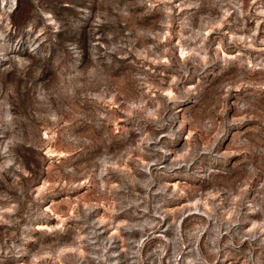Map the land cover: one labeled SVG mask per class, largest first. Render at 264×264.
I'll list each match as a JSON object with an SVG mask.
<instances>
[{
  "label": "rangeland",
  "instance_id": "obj_1",
  "mask_svg": "<svg viewBox=\"0 0 264 264\" xmlns=\"http://www.w3.org/2000/svg\"><path fill=\"white\" fill-rule=\"evenodd\" d=\"M260 149L264 0H0V264H264Z\"/></svg>",
  "mask_w": 264,
  "mask_h": 264
},
{
  "label": "clouds",
  "instance_id": "obj_2",
  "mask_svg": "<svg viewBox=\"0 0 264 264\" xmlns=\"http://www.w3.org/2000/svg\"><path fill=\"white\" fill-rule=\"evenodd\" d=\"M196 99H188L187 103L175 105L174 109L181 111L182 114L184 110H188L189 115H194L201 109V104L195 102ZM172 115H174V112ZM231 115L230 111L224 110L212 114L210 118L216 121V126L205 130L203 134H199V129L190 131L189 127H184L183 131H181V128L177 127L175 141L168 145L169 148L178 153L177 156L170 157L174 165H179L180 163L188 165L192 168L194 175L199 173L210 175L213 169L224 165L225 154L222 150L232 142L233 136L237 131L234 122L230 119ZM158 119L164 120V117L160 116ZM168 119L173 125H180L181 123L179 118L172 120L171 115ZM240 119L243 120L246 117H240ZM181 137L188 139L189 143L185 144V140ZM181 149L183 152L180 151ZM260 152L264 153V149H260ZM234 163V160L227 162L229 170L232 169ZM197 182L203 181L197 179Z\"/></svg>",
  "mask_w": 264,
  "mask_h": 264
}]
</instances>
